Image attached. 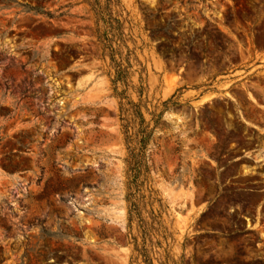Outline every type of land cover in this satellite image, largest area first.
<instances>
[{
	"label": "rangeland",
	"instance_id": "374dc122",
	"mask_svg": "<svg viewBox=\"0 0 264 264\" xmlns=\"http://www.w3.org/2000/svg\"><path fill=\"white\" fill-rule=\"evenodd\" d=\"M0 264H264V0H0Z\"/></svg>",
	"mask_w": 264,
	"mask_h": 264
}]
</instances>
